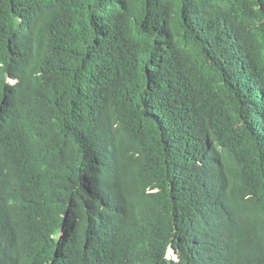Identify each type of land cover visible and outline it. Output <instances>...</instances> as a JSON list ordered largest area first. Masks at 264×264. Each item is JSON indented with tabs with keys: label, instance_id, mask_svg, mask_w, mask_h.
<instances>
[{
	"label": "trees",
	"instance_id": "16d2710c",
	"mask_svg": "<svg viewBox=\"0 0 264 264\" xmlns=\"http://www.w3.org/2000/svg\"><path fill=\"white\" fill-rule=\"evenodd\" d=\"M0 264H264V0H0Z\"/></svg>",
	"mask_w": 264,
	"mask_h": 264
},
{
	"label": "rangeland",
	"instance_id": "374dc122",
	"mask_svg": "<svg viewBox=\"0 0 264 264\" xmlns=\"http://www.w3.org/2000/svg\"><path fill=\"white\" fill-rule=\"evenodd\" d=\"M169 258H170V259H173V260H175V261H178V260H179L178 256L175 255L174 252H173L172 250H170V252H169Z\"/></svg>",
	"mask_w": 264,
	"mask_h": 264
},
{
	"label": "clouds",
	"instance_id": "9594fccd",
	"mask_svg": "<svg viewBox=\"0 0 264 264\" xmlns=\"http://www.w3.org/2000/svg\"><path fill=\"white\" fill-rule=\"evenodd\" d=\"M10 82L12 83V84H16V82L15 81H13V80H10ZM175 254V253H174ZM176 255V254H175Z\"/></svg>",
	"mask_w": 264,
	"mask_h": 264
}]
</instances>
